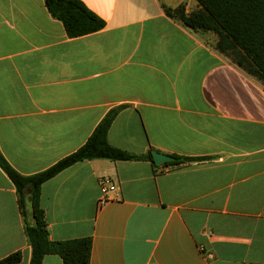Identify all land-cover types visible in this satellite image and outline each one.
<instances>
[{
  "label": "crops",
  "instance_id": "1",
  "mask_svg": "<svg viewBox=\"0 0 264 264\" xmlns=\"http://www.w3.org/2000/svg\"><path fill=\"white\" fill-rule=\"evenodd\" d=\"M106 22L70 38L45 0H0V150L20 174L81 148L114 108L109 143L209 158L78 163L43 184L49 237L92 238L91 264H264V82L166 8L196 0H81ZM118 189L100 203L101 180ZM30 264L17 189L0 167V260ZM43 264H63L48 255Z\"/></svg>",
  "mask_w": 264,
  "mask_h": 264
},
{
  "label": "trees",
  "instance_id": "2",
  "mask_svg": "<svg viewBox=\"0 0 264 264\" xmlns=\"http://www.w3.org/2000/svg\"><path fill=\"white\" fill-rule=\"evenodd\" d=\"M200 9L188 14L185 6L166 8L167 14L196 33H213L216 48L238 67L264 82V0H196ZM51 15L61 21L70 38L96 33L106 22L81 0H45ZM124 106L112 109L100 122L90 139L77 151L58 161L50 168L30 176L18 173L0 150V167L17 189L21 213L25 220V234L32 250L30 264H43L48 255H59L63 264H91L92 238L62 242L49 237L45 211L41 208L43 184L66 169L93 160L149 161L155 166L151 149L147 154H134L112 146L109 130ZM174 162L158 166L156 171L184 166L209 158L169 155ZM22 253L16 252L0 260V264H18Z\"/></svg>",
  "mask_w": 264,
  "mask_h": 264
},
{
  "label": "built area",
  "instance_id": "3",
  "mask_svg": "<svg viewBox=\"0 0 264 264\" xmlns=\"http://www.w3.org/2000/svg\"><path fill=\"white\" fill-rule=\"evenodd\" d=\"M100 184H101V192H102L100 203L104 204L105 202L110 200L111 195L117 191L118 186L109 177L103 178Z\"/></svg>",
  "mask_w": 264,
  "mask_h": 264
},
{
  "label": "water",
  "instance_id": "4",
  "mask_svg": "<svg viewBox=\"0 0 264 264\" xmlns=\"http://www.w3.org/2000/svg\"><path fill=\"white\" fill-rule=\"evenodd\" d=\"M152 156H153L154 163H155L156 167L162 166V165H164L166 163H170V162H174L175 161V159L173 157L168 156L166 154H162V153L156 152V151L152 152Z\"/></svg>",
  "mask_w": 264,
  "mask_h": 264
}]
</instances>
